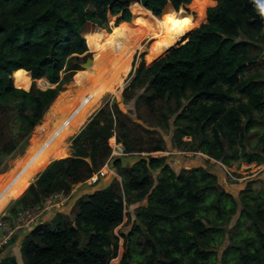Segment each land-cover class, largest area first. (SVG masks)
Wrapping results in <instances>:
<instances>
[{
	"label": "trees",
	"instance_id": "obj_1",
	"mask_svg": "<svg viewBox=\"0 0 264 264\" xmlns=\"http://www.w3.org/2000/svg\"><path fill=\"white\" fill-rule=\"evenodd\" d=\"M139 6L143 13L129 22ZM145 10L156 19H146ZM108 16L116 18L111 31ZM85 23H91V29L84 39L80 32ZM95 24L107 29L99 32L113 36V46L127 42L129 54L143 37H153L139 55L129 87L147 80L146 91L151 93L143 102L149 110L176 112V122L184 123L175 125L177 147L188 144L189 150L198 149L224 164L264 163V73L259 69L264 66V0H0V153L11 157L10 162L24 152L33 127L62 90H42L35 81L44 77L58 82L64 66L76 69L86 60L87 45L101 56ZM7 116L10 121L4 124ZM114 119L116 138L126 153L164 150L158 140L142 145L144 138L136 134L140 130L149 138L153 129L118 109ZM106 121L104 114L95 115L86 128ZM17 122L18 132L11 126ZM184 136L190 141H183ZM95 138H72L75 153L50 162L41 172L43 178L16 201L19 209L35 207L55 192L67 195L71 185L99 172L111 150L101 134ZM83 152L89 153V161ZM164 158L142 157L129 167L115 158L121 182L79 197L71 215L58 212L37 223L21 242L24 263L108 264L116 256L113 229L122 222L123 189L125 198L146 197V204L135 213L141 224L124 236L129 246L119 264H215L212 242L220 241L237 202L219 189L214 174L202 167L176 173ZM157 168L160 175L154 181L150 170ZM57 171L64 176L61 184L53 182ZM246 192L222 264H264V193L250 203ZM232 251L237 259L227 260ZM0 264L18 262L11 256Z\"/></svg>",
	"mask_w": 264,
	"mask_h": 264
},
{
	"label": "rangeland",
	"instance_id": "obj_2",
	"mask_svg": "<svg viewBox=\"0 0 264 264\" xmlns=\"http://www.w3.org/2000/svg\"><path fill=\"white\" fill-rule=\"evenodd\" d=\"M139 7L140 9L137 10L138 12L135 11L134 19L129 22L135 21L137 16L143 13V7ZM145 12V14L147 15L146 19H156L151 11L145 10ZM118 16L119 15H116V18ZM141 16L144 15L142 14ZM116 18H114V20L112 21L109 16L107 17V24L110 27V31L114 26ZM90 24L91 23H85L83 25L80 32V35L83 38L84 33L91 29ZM94 27L97 29L94 37V40L96 42V51L101 54L100 57L93 55L95 51H92L89 48L85 40V43L87 45L86 52H89V54H87V58L83 63L92 58V62L88 64V66H84L83 63L77 64L78 68L76 69H74L73 66L70 68L64 66V68L59 72V80L56 83H49L44 77L35 81V86L39 89L44 90L46 88H62V90L58 91L57 97H55L54 101H52V103L49 105L42 118L33 127L27 139V144L25 145L24 152L22 154H19L11 162V157L9 158V156H7L6 154L0 153V187L2 188L3 183L5 184L6 181L3 180L6 177L7 181L9 180L12 182L14 180V176L12 174L16 173L20 166H22V164L24 167L27 163L38 160L37 158L40 155V153H38L39 148L41 150L44 148L47 149L51 144H54V142L59 139L61 142L59 147L62 146L63 152H60L57 158H54L55 156H51V158L43 166V168H41L30 177L28 187L31 184L38 183L43 178L41 172L46 167H48L50 161L52 162L56 159H63L65 157L72 156L75 153V146L73 145L72 138H78L79 141L87 139L96 140L95 135L99 133L106 140L108 146L110 147V150L112 148L111 145H113L114 141L113 140L111 142L110 139L115 138V140L123 146L122 142L116 138L115 134L116 123L114 117L116 114V110L118 109L123 114L127 115L133 122L141 124V126H143L144 128L154 130L153 134L149 138H147L146 135L140 130L136 132L137 135H140L142 138H144L143 141H141L142 145L148 143H151L153 145L155 141L158 140L161 141L164 150L161 153L151 155H147L148 152H132L130 153L132 155L127 154L125 156H114L112 158H110L109 155L108 159L105 161V164L100 169L101 173L99 175L97 183H83L78 188L75 196L90 194L96 189H103L108 184L116 180L121 182L119 169L117 167H114L115 158H120L121 166L129 167L136 160L142 157L147 158L149 156H165L164 162L169 164V166L176 173L181 169L202 167L211 174H214L217 178L216 182L219 189L230 193L237 202L234 214L231 215L229 222H226L224 224L225 232L221 236L220 241L212 242L211 248L215 249L217 256V262L215 264H222L221 260L223 251L231 243L230 236H234L237 231L235 230L234 226L240 216V209L243 205V201L241 200L243 196L242 192L247 189V199L250 203L260 201V196L262 193H264V163L258 164L256 162L247 163L241 160H231L230 164H224L221 160H216L212 157H209L208 155L200 152L198 149L189 150L187 148L188 144H186L185 147H177L173 141L175 125H183L184 123L176 122V112L168 115L164 108H160L157 106V108L154 107L156 108V111L149 110V107H147L143 102L151 93L148 90L146 91L147 80H143L142 85L136 84L135 86L129 87L140 61L139 55L143 52V50L147 48L148 41L153 37L145 36L140 40L139 45L131 44L132 52H130L129 54V52L125 48V44L127 42H122L117 46H113V36L110 34L107 35L103 34V32H99L100 29H104L105 31H107V29L99 27L96 24L94 25ZM130 43L131 42H129V44ZM144 46H146V48ZM135 56H137V58L134 62ZM130 66L131 69L129 74L124 77L127 74L128 68H130ZM259 69L261 73H264V66L260 67ZM77 71L79 72L75 75ZM68 75L69 78H67ZM103 78L106 79L103 80ZM93 86L98 87L94 89ZM124 90L126 91L124 92ZM93 97H96L95 101H93L88 106H85V104L82 103V101H89L90 98ZM186 102L187 101H184L183 103L185 104ZM53 103H60L64 108L66 107V109L63 115L58 116L55 119H50L49 112L52 110ZM96 103L98 104L93 107V110H91L87 114L92 105ZM170 104L171 102H169L167 106ZM99 114H104L107 121L101 122L92 130L87 129L86 126L89 124L91 119L94 118L95 115ZM260 115V113L256 114V116L258 117ZM9 121V116L5 117L3 120L4 124H7ZM73 121L76 122V126L73 132L69 135L66 134L64 138H60L63 130L67 127V131L69 129V126L73 124ZM108 123L111 124V128L109 127ZM11 126L13 127V131H19L18 122L16 124L12 123ZM182 139L185 142H189L191 138L189 136H184ZM255 139L256 136L248 140L249 146H252L254 144ZM81 149L82 147L78 145V150ZM238 149H240L239 146ZM33 154H36V157ZM87 155H89L88 152H83V157L87 161H89V156ZM18 158L22 159L20 163L16 161ZM17 165L19 168L17 167ZM54 168L57 170V167ZM150 174L154 178V181H156V178L160 175V168L151 169ZM2 176H4L3 179ZM63 181L64 176H62L61 173L57 171V175L53 182L61 184ZM74 185L75 184L71 185L69 194L72 191ZM28 187L21 194L13 193L7 195L5 194L3 196V190H0V222L4 219L8 222H12L17 217V213L14 214V211L21 214L23 210L27 209H19L22 206L18 205L16 201L22 198V196L26 193ZM69 194L65 195L61 192H55L54 194H50L49 196L45 197V199L40 204L36 205L35 207L29 208H38L41 210L39 215L40 218L38 217L39 221H47V219L49 218H54L55 214H57L58 212L71 215L73 199H69L73 197L72 195L68 197ZM125 195L126 194L122 189V197L124 199L122 222L113 229V234L118 241L117 251L116 256L112 258L108 262V264L120 263L123 254L126 252L129 246L128 241L124 236L132 230L134 225L141 224V222L136 218L135 213L140 206L146 204V197L138 201L129 199L128 197L125 198ZM34 211L36 210L34 209ZM242 226L244 233L249 231L247 228V224H243ZM30 228L32 229L33 227ZM30 228H24L25 230L23 231L19 230L20 233L19 231L15 232V235L8 242V244L0 247V263L3 260L9 259L11 256H14L18 264H25L19 248L24 236L29 232L28 229ZM4 231H6V229L2 230V228H0V238ZM136 247L137 246L135 244L130 245V249L132 250V252L136 249ZM13 253H15L16 255H14ZM235 259H237V254L234 251L230 252L227 255V260Z\"/></svg>",
	"mask_w": 264,
	"mask_h": 264
},
{
	"label": "bare ground",
	"instance_id": "obj_3",
	"mask_svg": "<svg viewBox=\"0 0 264 264\" xmlns=\"http://www.w3.org/2000/svg\"><path fill=\"white\" fill-rule=\"evenodd\" d=\"M108 35V34H107ZM90 62L88 64H90L92 62V58H90ZM88 66V65H87ZM106 78H103V80H105ZM98 86H93L94 89H96ZM62 98V97H61ZM64 98V97H63ZM96 97L90 98L89 101H82L83 104H85V106H88L89 104H91L93 101H95ZM58 102V101H57ZM65 102V101H64ZM65 109L62 106V104L60 103H53L52 104V110L49 112L50 115V119H55L58 116L63 115V113H65ZM58 121V120H57ZM73 124H71L69 126V129L66 131L67 127L63 130V132L61 133L60 138H64L66 136V134H71L76 126V122L73 121ZM110 141L112 142L113 139H110ZM61 144L60 139L57 140L56 142H54V144H51L47 149H40L39 148V152L40 155L38 156V160L35 161H31L29 163H27L24 167L23 164L22 166H20V169L17 165V167L19 168L17 170L16 173L12 174L14 176V180L11 181H7V177L4 178L3 181H6L5 184L3 183L2 188L0 187V190L2 189V196L3 195H7V194H21L22 192H24L26 190V188L28 187V182L30 177L35 174L37 171H39L41 168H43V166L49 161V159L52 157L57 158L58 154H60V152L62 151V147H59ZM21 160V159H20ZM16 166V165H15ZM16 168V167H14ZM14 172V171H13ZM4 176H2L3 179ZM17 197V196H16ZM4 201V200H3ZM6 201V200H5ZM2 203V202H1Z\"/></svg>",
	"mask_w": 264,
	"mask_h": 264
},
{
	"label": "built area",
	"instance_id": "obj_4",
	"mask_svg": "<svg viewBox=\"0 0 264 264\" xmlns=\"http://www.w3.org/2000/svg\"><path fill=\"white\" fill-rule=\"evenodd\" d=\"M113 145L111 148L110 158L114 156H121L125 154V150L123 146L118 143L115 138L113 139ZM101 171L95 173L92 175L87 181H89L90 184H93L98 181L99 175ZM1 195V193H0ZM34 209L36 211H34ZM41 210L38 208H27L22 211L20 214L17 213V217L12 221L8 222L5 219L0 222V228L2 230H5L0 238V247L8 244V242L13 238L15 235V232H18L21 229L24 228H30L34 227L35 224L39 223V215ZM39 217V218H38Z\"/></svg>",
	"mask_w": 264,
	"mask_h": 264
},
{
	"label": "crops",
	"instance_id": "obj_5",
	"mask_svg": "<svg viewBox=\"0 0 264 264\" xmlns=\"http://www.w3.org/2000/svg\"><path fill=\"white\" fill-rule=\"evenodd\" d=\"M190 28H191V23H190ZM62 147V146H61ZM161 152H163V150L162 151H151V152H148V154L147 155H151V154H156V153H161ZM139 153H144V152H139ZM127 154H129V155H132V154H130V153H126V154H124L123 156H125V155H127ZM34 155V154H33ZM32 156V155H31ZM35 157H36V154L34 155ZM21 158H18L16 161H18V163H20L21 162V160H20ZM51 162V161H50ZM11 171H12V169H11ZM88 182V183H87ZM84 181V182H80V183H77V184H75L74 185V187H73V189H72V191L70 192V194H69V196L68 197H70L71 195H72V197L73 198H70L69 200H71V199H73V201H72V206H73V204L75 203V201L79 198V197H81V196H83V195H78V196H75V194L77 193V191H78V188L83 184V183H86V184H90L89 183V181ZM95 184V183H94ZM94 189H96V188H94ZM97 190V189H96ZM84 195H86V194H84ZM55 207V206H54ZM56 207H58V206H56ZM52 219V218H51ZM50 218L49 219H47L48 221L49 220H51ZM31 229V228H30ZM30 229H28L29 231H30ZM23 230H25V229H22V230H20V231H23ZM20 231H19V233H20ZM26 233V232H25ZM25 235V234H24ZM14 248H15V246H14ZM20 249V248H19ZM18 249V250H19ZM14 255H16L15 253H13Z\"/></svg>",
	"mask_w": 264,
	"mask_h": 264
},
{
	"label": "water",
	"instance_id": "obj_6",
	"mask_svg": "<svg viewBox=\"0 0 264 264\" xmlns=\"http://www.w3.org/2000/svg\"><path fill=\"white\" fill-rule=\"evenodd\" d=\"M145 48H146V46H144ZM90 60L91 59H88L85 63H83L84 64V66H87L88 65V63L90 62ZM145 236L148 238V236H147V234H145Z\"/></svg>",
	"mask_w": 264,
	"mask_h": 264
},
{
	"label": "clouds",
	"instance_id": "obj_7",
	"mask_svg": "<svg viewBox=\"0 0 264 264\" xmlns=\"http://www.w3.org/2000/svg\"><path fill=\"white\" fill-rule=\"evenodd\" d=\"M95 183H97V182H95ZM94 184V183H93Z\"/></svg>",
	"mask_w": 264,
	"mask_h": 264
}]
</instances>
